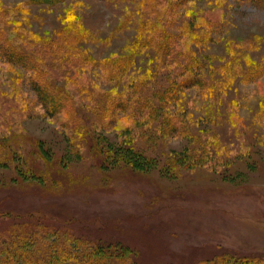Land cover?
Returning <instances> with one entry per match:
<instances>
[{
  "label": "rangeland",
  "instance_id": "obj_1",
  "mask_svg": "<svg viewBox=\"0 0 264 264\" xmlns=\"http://www.w3.org/2000/svg\"><path fill=\"white\" fill-rule=\"evenodd\" d=\"M0 213L139 264L264 255V3L0 0Z\"/></svg>",
  "mask_w": 264,
  "mask_h": 264
},
{
  "label": "trees",
  "instance_id": "obj_2",
  "mask_svg": "<svg viewBox=\"0 0 264 264\" xmlns=\"http://www.w3.org/2000/svg\"><path fill=\"white\" fill-rule=\"evenodd\" d=\"M258 1L264 3V0ZM8 46L10 54L19 55L17 52L20 51L11 40ZM41 84L38 82L36 89L47 111L53 114L68 99L62 92H49L47 89L50 86L46 79L44 86ZM2 216L10 217V214L0 213ZM11 217L13 219L8 227L0 229V264H139L133 255L129 256L132 250L121 242L74 234L69 227L45 220L39 215ZM201 264H264V255L223 253L205 259Z\"/></svg>",
  "mask_w": 264,
  "mask_h": 264
}]
</instances>
